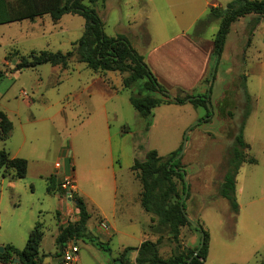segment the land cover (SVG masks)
Masks as SVG:
<instances>
[{
    "label": "rangeland",
    "instance_id": "1",
    "mask_svg": "<svg viewBox=\"0 0 264 264\" xmlns=\"http://www.w3.org/2000/svg\"><path fill=\"white\" fill-rule=\"evenodd\" d=\"M231 1H82L97 10L106 35L125 36L136 44V50L171 97H181L182 93L207 95L210 102L208 108H198L187 101L163 104L147 119L141 117L130 102L132 94L139 89L138 84L125 89L122 81L119 82L123 79L119 73L115 72L108 82L106 74L79 62L78 46L74 44L84 33L83 17L68 14L54 20L45 15L33 21L0 25V59L8 53L9 62L17 61L32 50L73 52L68 66L61 67L63 70L45 64L34 70L8 72L1 81L0 112L7 114L14 124L13 137L6 149L20 148L26 137L22 155L30 161V172L25 179L18 180L16 190L6 193L0 242H4L8 233L9 221L19 225L20 230L32 216L33 219L37 216L31 224L34 228L36 222L44 223L47 238L43 250L50 254L52 264H59L50 234L56 226L55 214L61 199L48 193L49 185L53 183L57 195H61L60 180L73 176L75 171L77 181L96 193L105 189L102 179L109 173L118 174L121 188L126 184V177L131 175L130 162L145 160L150 150L167 156L183 146L184 136L189 131L181 160L187 171L186 211L190 221L202 224L210 235L209 257L205 264H256L258 256H253L251 249L257 239L264 242V230L248 216L246 205L251 197L264 195V18L253 34L250 31L253 16L233 23L223 59L220 58L217 66L212 62L206 77L189 91L186 86L194 83L192 74L178 75L188 70L183 59L175 54V50L180 51L178 46L183 47L184 60L190 62L191 53L199 49V41L213 43L221 20L198 24L208 17L213 6L225 8ZM165 52L168 63H159L158 68L150 65L151 56ZM228 67L231 73L226 72ZM0 69L8 68L0 65ZM38 79L41 83L37 86ZM170 79H180L184 83L182 89L172 85ZM243 83L250 100L244 138L251 144L250 155L258 164H243L240 169L236 197L241 208L236 214L230 203L221 197L220 188L229 169V152L244 120ZM23 92H27L28 97L23 96ZM0 146L5 148L1 143ZM117 158L120 163L116 162ZM57 162L61 168L56 167ZM55 167L59 175H46ZM40 172L45 175L40 177ZM93 178L95 184L89 181ZM174 181L181 193L180 180L174 177ZM62 203L76 209L75 203L71 204L66 198H62ZM260 205L264 208V200ZM127 215L128 211L122 213L123 217ZM131 215L135 225L140 226L142 240L157 243L162 259L192 250L200 241V233L194 226L181 227L177 236L168 230H158L157 218L148 221L147 215H153L147 214L142 206L132 209ZM57 217L61 221L60 214L57 213ZM69 218L73 220L60 227L76 221L74 214ZM94 226L93 220L89 224L90 234L106 244V248L100 249L89 240H79L82 264H90L94 254L101 259L115 258L121 253L122 245L128 243L121 234L113 235L102 228L97 231ZM26 242L18 243V248H25ZM130 244L133 248L140 247L137 240ZM112 264L122 263L112 261ZM132 264H136L134 260Z\"/></svg>",
    "mask_w": 264,
    "mask_h": 264
},
{
    "label": "trees",
    "instance_id": "2",
    "mask_svg": "<svg viewBox=\"0 0 264 264\" xmlns=\"http://www.w3.org/2000/svg\"><path fill=\"white\" fill-rule=\"evenodd\" d=\"M83 0H0V25L33 21L36 18L49 15L54 20H59L68 14L79 15L85 19L84 33L74 45H77L79 62L87 65L95 72H117L122 75L123 86L129 89L135 84L139 85L136 94H132L130 102L134 109L143 118H149L153 110L163 104H183L187 100L195 107L210 105L207 95H189L184 98L176 97L175 101L159 84L154 73L149 69L134 48L129 38L125 36L110 37L106 35L104 23L95 8L89 7ZM95 3L98 0H90ZM253 16L251 34L256 26L264 18V0H233L225 8H211L208 17L198 25H203L212 20L220 19L219 30L214 38V61L219 62L223 56L227 36L230 28L236 21ZM9 56L6 60L9 61ZM73 52H51L48 50L31 51L27 56L14 61L12 69H0V84L8 72L16 73L26 69H35L39 66L50 64L66 68ZM126 75V76H124ZM243 92L246 99V109L234 144L229 152V169L224 176L220 188V195L226 199L234 213L239 212L237 201V176L244 163H256L249 156L250 146L244 138V127L249 116V95L245 83ZM201 123V120L199 121ZM13 130V123L4 112H0V140L6 143ZM182 147L171 152L167 156H160L157 150L147 152L143 161L135 160L132 171L142 185L141 205L143 209L157 218V229L168 230L170 234L177 236L180 228L194 226L195 231L200 233L198 245L187 252L176 254L168 259L159 256L157 243L150 240L144 241L140 247L126 248L115 262L132 264L131 255L137 252L136 264H205L210 249V235L203 229V225L190 221L186 211V198L188 183L186 182L187 171L183 168L180 157ZM28 171V161L22 158H11L6 149L0 151V173L4 176L11 175L15 179H24ZM177 177L181 182V193L174 181ZM52 181V179H50ZM53 184V183H52ZM60 188V187H59ZM60 190L61 196L64 193ZM49 192H55V187H49ZM58 192V191H57ZM59 193V194H60ZM72 201L78 209V219L70 222L66 227H59L56 239L58 256H62L67 245L79 240H89L96 247L105 249L106 244L93 237L88 229L91 218L87 205L81 197L74 195ZM60 214V213H58ZM44 237V228L37 223L31 231L24 249H18L12 245L4 246V252L0 253V264H41V243ZM203 238V243L201 239ZM107 250V249H106ZM198 254L190 261L195 252ZM18 260V263H15ZM260 264H264L261 262Z\"/></svg>",
    "mask_w": 264,
    "mask_h": 264
},
{
    "label": "crops",
    "instance_id": "3",
    "mask_svg": "<svg viewBox=\"0 0 264 264\" xmlns=\"http://www.w3.org/2000/svg\"><path fill=\"white\" fill-rule=\"evenodd\" d=\"M220 7L221 6H217V5L213 6V8H220ZM133 32L134 31L131 30L129 33L132 34ZM145 33H146V31H145ZM146 36H147V33H146ZM133 46L135 48L136 44ZM197 48H199V49L195 50L192 53L190 52L192 55L191 56L192 59L190 62H188V61L186 62L184 60L185 58L183 57V54H182L183 47L178 46V49H180V51L175 50V54L176 55L178 54L179 57L183 59V61H184L183 64L185 63L184 65H185V67H187V70H188V71H184V72L180 71V73H178V75L187 76L189 74H192V78H193L194 83L192 85L189 84V86H186V87H189L188 91L191 89V87L196 86L197 83L199 84L200 82H202V80L206 77L208 70L210 69V67L212 65V62H214V54H213L214 42L213 43L212 42L203 43V41H199V46H197ZM7 56H8V53L3 54L2 58L0 59V65H3L4 67H6L8 69H12L14 67L15 63H14V61L13 62L7 61L6 60ZM172 57H174V54H172ZM222 59H223V56H222ZM167 61H168V57H167L166 52L160 53L158 56L153 55L148 60L150 65H152L153 67H157V68L160 65L159 63H168ZM214 65L217 66V62H215ZM55 67L61 68V66H55ZM37 68H35V69H37ZM26 70H34V69H26ZM185 72H187V73H185ZM226 72L231 73L232 72L231 67H228ZM98 73H103V75L106 74L108 77L107 80L109 82L110 79L114 78L113 74L115 72H98ZM170 80H172V79H170ZM120 81H122V84H123V79H119V82ZM172 81H173L172 85H175V86L180 87L182 89V86H183L182 84H184V83L182 81H180V79L175 80L176 82L174 80H172ZM119 82L117 84H119ZM40 83H41V80L38 79L37 83H36L37 86ZM26 102L29 105L31 104L29 101H26ZM7 117H8V115H7ZM9 120L12 122V120L10 118H9ZM13 130H14V124H13ZM13 130H12V133L10 135V138L7 140L6 143H3L0 140L1 145L5 146V148L3 146H0V151L3 149H6L7 146L9 147L8 142L13 137ZM25 136L26 135H24V137ZM26 144H27V138L25 137L20 148H17V149H14V148L11 149L10 148V149H8V150L6 149V150L9 152L11 158H22V159H26L28 161V171H27V175H28L30 172V161L28 160V158L26 156L22 155V153L25 149L24 147L26 146ZM248 144L250 146L249 156L252 157V155H250V152L252 151V146L250 143H248ZM116 162L120 163V158H117ZM244 164H247V163H244ZM248 164H251V163H248ZM256 164H258L257 160H256V163H253V165H256ZM133 165H134V162H130L128 164L131 175L126 177V182H125L126 184L124 186H122L120 188L121 183H120V180L118 178L117 173H115L113 175L109 173L107 176L103 177V179H102L103 180V186L105 189L103 191H99L98 193L94 192V190H90V188H87V187L84 188V184H82V182L77 181V176L75 174V171H74V175H73V177L75 178V181H76V185H77L76 196L81 197L85 201V203L87 205V210L91 215V218H90L89 223H88V229H90V227H89L90 222L94 220L97 231H100V228H102L107 233L111 231V233H113V235H114V233L121 234L123 236V238H125L128 241L126 246H125V244L122 245L123 248H122L121 253H123V251L126 248L132 247V246H130L131 242L137 240L141 246V244L145 241V240H142V238H141L140 226L135 225V218L133 217V215H131L132 209H134V208L139 209L142 206L141 205L142 185H141L140 181L137 179L134 172L132 171ZM40 170H44V168H40ZM56 170L57 169L55 167V169H52L50 172H46V175H48V174L53 175V173H55L56 175H59L60 172L59 171L56 172ZM40 173H41V174H39L40 177L45 175V174H42V172H40ZM239 173H240V171H239ZM27 175H26V177H27ZM121 177L123 179V176H121ZM50 179H53V178H50ZM18 180H23V179H15L11 175L4 176L3 174L0 173V238L3 236L2 228L4 225V221H2V219H3V205H4V202L7 198L6 193H9L10 191L17 189ZM89 181L93 182L95 184L96 179L93 178V179H90ZM49 187H53V189H54L53 184L49 185ZM237 192H238V176H237ZM48 193L50 195H53V196H59V198L61 199V201H59V203H58V205H60L59 210H57L56 214H55L56 226L54 229H52L51 234H50V240L55 247V257L58 259V263L61 264L62 256L57 255L59 249H58V246L56 244V239H57V236L59 234V227L61 226V224L65 225V224H67V222L69 220H73V219L69 218L71 216V214L72 215L74 214L75 220H77L78 219V209H73V208L71 209L70 204H67V206H64L62 203V198H66V197H63L61 195H57L58 193H55V192H49L48 191ZM66 199L68 202L73 204V201H69V198H66ZM263 200H264V195H263V193H261V195L258 198L251 197L250 200L248 201L247 205H246V212H247L248 216L250 215L253 217L254 222H256V225H258L260 230H264V208L260 205V203L263 202ZM64 208H65V210L63 211L62 209H64ZM240 208L241 207L239 206V211H240ZM124 211H128V215L126 217L122 216V213H124ZM57 213H60L61 221H59V219L57 217ZM147 216H148L147 217L148 221H152V217L150 215H147ZM36 219H37V216H35L34 219L32 216V220L30 219V222H28V224H26L20 230H19V225L16 226L15 222L9 221L7 223V232L8 233L5 237V239L3 240L4 242H0V246L4 247L6 245H12V246L18 248L19 247L18 243H21V242L23 243V241L28 240L31 231L34 229L32 226L33 224H31V222L36 221ZM37 223H41L43 225V228H44V237H43V240L41 243V248H40V256L42 257L41 264H52L51 263L52 261L50 260V258L48 256L50 254H48L47 252H45L43 250L44 242L47 238L45 225L41 221L36 222V224ZM107 239H111V237L110 238L107 237ZM257 240L258 241L255 243V245L251 249V251H252L253 256L254 255L258 256V258H256L255 263L260 264L261 262H264V242H262L261 239H257ZM77 244H78V242H77ZM79 248H81V247L79 246ZM80 251H81V249H80ZM121 253L115 258L111 257V258H106V259H101L99 256L94 254L95 256L92 255V261L90 264H112V261H116V259L121 255ZM137 255H138L137 252H134L132 254V257H131L132 261L136 260ZM208 257H209V255H208ZM238 263L246 264L243 262H238ZM78 264H82V258H81L80 252H79Z\"/></svg>",
    "mask_w": 264,
    "mask_h": 264
},
{
    "label": "built area",
    "instance_id": "4",
    "mask_svg": "<svg viewBox=\"0 0 264 264\" xmlns=\"http://www.w3.org/2000/svg\"><path fill=\"white\" fill-rule=\"evenodd\" d=\"M23 96L27 97L28 93L23 92ZM57 168H61L60 163H56ZM61 191L66 198H71L76 195L77 185L73 176H64L60 180L59 185ZM80 248L77 242H71L67 245L62 255L61 264H78Z\"/></svg>",
    "mask_w": 264,
    "mask_h": 264
},
{
    "label": "water",
    "instance_id": "5",
    "mask_svg": "<svg viewBox=\"0 0 264 264\" xmlns=\"http://www.w3.org/2000/svg\"><path fill=\"white\" fill-rule=\"evenodd\" d=\"M186 96V94L185 93H182V95H181V97H185ZM172 99L175 101V98H173L172 97ZM189 100H187V102H188ZM192 128V127H191ZM188 133H189V131H187L186 132V134H185V136H184V143H183V146H182V151H181V153H180V157H182L183 156V154H184V151H185V148H186V144H187V140H188ZM187 190H188V186H187ZM187 193H186V195H185V198L187 197ZM69 201H72V199L71 198H69ZM203 238L201 239V242L203 243ZM4 252V247L3 246H0V253H3ZM198 252L199 251H196L195 252V254H194V256L190 259V261L198 254ZM19 261L18 260H15V263H18Z\"/></svg>",
    "mask_w": 264,
    "mask_h": 264
}]
</instances>
